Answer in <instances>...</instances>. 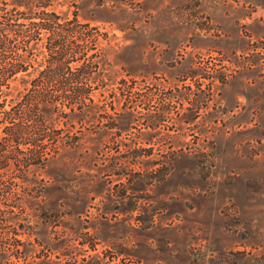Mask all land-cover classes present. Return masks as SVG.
<instances>
[{"label": "rangeland", "instance_id": "1", "mask_svg": "<svg viewBox=\"0 0 264 264\" xmlns=\"http://www.w3.org/2000/svg\"><path fill=\"white\" fill-rule=\"evenodd\" d=\"M52 1L97 78L92 103L39 110L56 152L0 169V264H264V0ZM22 10L0 0L18 52ZM47 35L25 78L58 99L37 77Z\"/></svg>", "mask_w": 264, "mask_h": 264}, {"label": "trees", "instance_id": "2", "mask_svg": "<svg viewBox=\"0 0 264 264\" xmlns=\"http://www.w3.org/2000/svg\"><path fill=\"white\" fill-rule=\"evenodd\" d=\"M12 3L14 6H23L24 10L19 11L20 17L29 20L26 26L28 28L15 31V34L20 36V52L17 48L13 49L12 38H9L4 30H0V51L3 52L4 57L0 66V132L1 138L11 142V146L13 145L9 149L0 150V169L3 174L10 168L9 161H16L18 154L28 153V158L21 164L27 169L29 164L41 165L46 160L47 143H52L49 149L52 152L58 150V136L49 130L39 110L42 107H50L52 110L63 107L73 111L79 109L85 99L92 103L91 97L83 92L82 86H86L88 82L97 78L87 75V71L82 68L84 63L95 55V52L75 50V45L72 42L66 43L64 36L59 32L65 23L72 22L79 25L74 11H72L71 19L65 20L52 8V0H12ZM39 30L48 35L55 33L54 38L43 44L45 50L41 51L46 53L42 54V59L46 63L41 71H37V77L41 78L40 83L54 84L56 94L61 96L58 99L55 95L47 97L45 89L38 87V84H32V79L27 83L25 78L31 74L25 64L26 57L31 55L29 42L35 43L39 40ZM6 54H13L15 57L8 58ZM71 62L76 64L71 69H75L77 73L70 74L69 77L63 76V72L67 71ZM18 73L19 76H17ZM17 78L25 85L23 87L25 92L19 95V99L10 95L11 90L14 89L11 82ZM32 91L29 98L22 100ZM4 105L8 108L5 109ZM18 116L24 117V123L16 122ZM72 138L75 141L76 137ZM19 144L23 145V149L18 148Z\"/></svg>", "mask_w": 264, "mask_h": 264}]
</instances>
